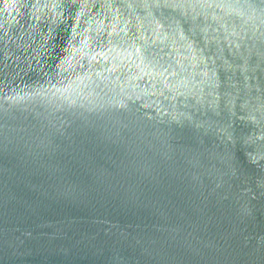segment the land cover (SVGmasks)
Returning a JSON list of instances; mask_svg holds the SVG:
<instances>
[{"label": "water", "instance_id": "obj_1", "mask_svg": "<svg viewBox=\"0 0 264 264\" xmlns=\"http://www.w3.org/2000/svg\"><path fill=\"white\" fill-rule=\"evenodd\" d=\"M0 264H264V0H0Z\"/></svg>", "mask_w": 264, "mask_h": 264}]
</instances>
